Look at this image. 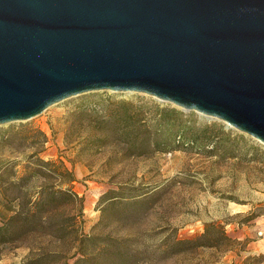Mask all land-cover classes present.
I'll list each match as a JSON object with an SVG mask.
<instances>
[{"label":"rangeland","instance_id":"1","mask_svg":"<svg viewBox=\"0 0 264 264\" xmlns=\"http://www.w3.org/2000/svg\"><path fill=\"white\" fill-rule=\"evenodd\" d=\"M124 101L143 106L140 125L152 133L154 106H170L145 93L92 91L0 125V180L6 181L0 222L12 209L26 208L42 188L69 187L64 168L74 174L71 189L78 195L72 203L56 201L35 230L0 243V264H78L81 252L92 255L84 264H242L250 254L261 255L264 264V144L224 121L184 111L199 126L219 123L231 141L160 151L152 134L131 147L112 115H120ZM27 165L38 174L22 181ZM212 221L247 243L184 251L172 246L200 235ZM85 236L99 239L83 245Z\"/></svg>","mask_w":264,"mask_h":264},{"label":"water","instance_id":"2","mask_svg":"<svg viewBox=\"0 0 264 264\" xmlns=\"http://www.w3.org/2000/svg\"><path fill=\"white\" fill-rule=\"evenodd\" d=\"M101 90L264 144V0H0V125Z\"/></svg>","mask_w":264,"mask_h":264},{"label":"trees","instance_id":"3","mask_svg":"<svg viewBox=\"0 0 264 264\" xmlns=\"http://www.w3.org/2000/svg\"><path fill=\"white\" fill-rule=\"evenodd\" d=\"M121 104L123 110L120 115L118 113H113L112 115L115 117L118 116L119 119L115 125L116 130L120 132V135L124 137V140L131 147L137 146L140 142L149 141L152 134L155 137V147L160 151L181 149L190 143H212L218 147L219 145L225 146V142L231 141L230 132L225 130L219 123L213 122L199 126L191 119H187V115L191 113H185L176 107H161L158 104L154 106L157 119L155 120L153 128L155 132L152 133V131L141 128L145 126L144 124L140 125L144 114L143 106L135 107L132 102L127 101ZM144 131H147L146 135ZM218 139L219 141H217ZM40 161L43 163V166L52 164L50 161L42 159ZM38 170L34 166H25V174L20 177V180L23 181L24 179L36 176ZM63 174V177L65 176L67 178L66 182L69 184V187L65 189H55L52 187L42 188L38 192L39 195L36 199H33V196L28 199L26 208L12 209L14 213L0 222V243L17 240L32 230H35L40 224V221L43 220L44 214L52 209V205L56 201L63 200L66 203H72L78 198L77 193L71 189V184L75 180L74 174L67 168H64ZM3 175L4 173H1L0 177H3ZM5 182L0 180L1 189H4ZM109 193L110 191L105 196L109 195ZM97 239L99 238L95 236H85L81 239V244H92ZM101 241L103 240L101 239ZM246 243L229 235L224 224L212 221L205 224L204 232L200 235L192 238L176 239L172 246L178 251H184L203 246L230 249L234 245L239 244L244 246ZM90 256L92 255H86L81 252V255L77 259L78 264L87 263L92 259ZM261 262H263L261 255L250 254L243 260L242 264H260Z\"/></svg>","mask_w":264,"mask_h":264}]
</instances>
